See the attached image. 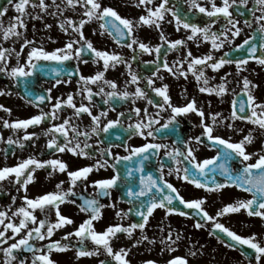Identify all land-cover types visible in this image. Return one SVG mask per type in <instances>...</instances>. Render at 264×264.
Listing matches in <instances>:
<instances>
[{
  "label": "flooded vegetation",
  "instance_id": "1",
  "mask_svg": "<svg viewBox=\"0 0 264 264\" xmlns=\"http://www.w3.org/2000/svg\"><path fill=\"white\" fill-rule=\"evenodd\" d=\"M15 2V0H13ZM35 3L39 4V0H34ZM45 4L48 5L46 10H41L39 7L33 8L30 5L26 8V12L23 16L25 28H18V31L22 33L20 37H11L8 40H4L2 34H0V45L4 48H15L16 51L20 50L24 39L34 40L35 43L28 47H25L23 53L20 56L19 63L24 64L27 53L31 47H43L46 51H53L57 48H62L65 43L70 39H77L78 36L73 32L72 28H69L68 32L65 33L60 28V22L65 18H72L74 21L82 18L83 9L78 5L75 9L65 8L64 0H44ZM104 5H110L116 9V11L125 18L131 19L134 22L139 19L141 15H146V9L135 6V0H101ZM253 2L254 0H248L246 6H239V11H234L233 15L240 21L239 27L242 29L239 36L235 37L231 42L226 41L224 46L218 50H212L214 58L219 59L228 53L233 60L239 58H247L251 53L248 52V48L255 44L257 46L256 55L264 56V41L261 40V34L258 31V24L253 22L251 27L244 24L245 20L253 21ZM160 3V0H154V6ZM200 3L210 8L208 0H200ZM216 4L220 5L221 0H216ZM55 5H60L63 11L58 10ZM169 6L177 10L183 18L189 20L191 23L204 26L209 23V18L198 10L190 9L189 5L184 0H169ZM7 7L8 12L0 19L3 24L7 26L12 22L13 17L18 15L16 10L11 4H8V0H0V8ZM236 6H234L235 8ZM55 13V14H54ZM259 11L255 12V16H259ZM101 21L93 19L86 23L83 28L85 37L91 40L94 47L100 50H107L110 53H118L123 57V60L131 64V70L140 76L138 81L139 87L144 89L150 97H155L149 88L146 87V78L152 77L154 81V87H160L164 84L168 85V94L171 97L172 104L176 106L185 105L188 101L195 98L198 108H202L205 113V122L211 123L209 119L210 114L219 112L222 115V111L213 104L212 93H201L199 88L203 86L202 81L197 82L193 74L189 71L187 77L183 75L174 76L171 72L163 67H160L159 73L153 76V72L156 71L157 54L153 50L152 52H141L137 45H133L136 49H129L126 44L130 42L128 37H125L120 44H118L108 33L101 34L100 29ZM225 24L223 19L218 20L212 25V31H219ZM50 25V27H46ZM163 31L168 40L185 39L186 44L180 46L178 49L168 50V45H165L161 49L160 61L163 63V58L166 56L167 63L176 70L173 62L184 60V57L188 50H191L193 56H202L207 54L211 50L210 41H202L199 35L192 40H188L187 37L190 34L189 30H185L181 27L179 30L175 27V20L172 15L166 14L164 20L160 24V28L155 25L149 26L146 24H140L134 29L133 35L140 41L149 44L153 47L161 44L160 32ZM252 37L249 41V45H245L242 49L235 48V45L241 44L245 39ZM78 45H74L77 47ZM135 56V59L132 57ZM86 60L87 63L83 61ZM41 65L46 67L41 70L37 68L34 74L27 78L28 84L27 89L25 88V78H20V82L17 83V79L8 76L4 72H0V89L5 91L4 95H0V104H3L6 108L11 109V113H7L4 110H0V133L3 135V141H0V168L15 166L23 159H27L30 156H34L40 160L49 159H60L68 164V170H76L85 166L94 165L98 160H107L108 166L101 167L99 170L94 169L87 177L86 180L77 181L73 187L67 172L54 171L52 176L48 173L52 171L51 166H45V168L37 169L34 173L35 179L27 186V193L21 189L19 192L17 188L20 186L14 183V174L4 181H0V210H4L7 206L11 205V210L8 211V217H10L14 223H19L20 216H12V213L23 204L22 197L27 194L29 198H35L39 195H43L48 192L58 191L56 185L63 181L61 188L67 191L69 187H73V192L69 194L68 200H74L75 203L64 202L60 205V211L62 215L68 216L72 219L73 223L65 225L59 229H54V234L51 238L45 240L30 241L35 243L37 248H42L44 252H47V248L44 247L50 241H60L61 244L68 243L70 245H77V238L73 235L67 240L63 237L66 233L74 232L78 226L89 217L88 212L81 211L79 205L83 204L84 199H97L101 204L109 205L113 202L116 203L117 209H124L127 211L129 208H133V212L125 217L123 220L116 217V209L105 207L102 209L103 216L99 221H94L95 228L97 231H103L109 224H123L128 226L134 222H140L141 218L135 214V206L138 203L137 198H129L126 195V187L123 183L119 187L111 190L110 196H99L97 195L98 186H94L93 182L99 179L110 178L115 174L118 169L122 176L124 175L127 168L133 169V177L131 178V186L134 190H139V176L140 173L136 171L139 164V157H133L129 161H120L117 164V169L111 167L112 163H115L114 157L127 156L132 148L140 147L145 143H159L167 144L170 146H181L179 141L187 140L190 137H195L201 134L202 127L200 124L201 118L195 112L188 114L177 115L176 121L173 125L168 128H161L160 126L166 124L168 118L172 115L171 110L165 106L163 110L157 109L152 105H148L147 101L143 98L136 99L135 103L132 102L130 97L127 100H121L115 98L108 104L104 103L106 99L103 95H95L103 87L105 92L111 91L112 89L104 85L101 82L95 84L89 82L88 87L93 90V99L88 101L86 99L87 93L81 94L82 82L78 83L80 76H91L98 71H103V61L99 63H93L92 54L85 52L80 61L76 59H70L68 61L60 62H49L40 61ZM17 65V58L13 53L8 62L9 70L11 67ZM60 67L62 69L60 74L52 71L53 68ZM188 63L184 61L183 69L187 70ZM205 76L209 80L208 86H215L221 83V78L226 73L230 74L227 76V88L228 91L223 95V101L225 104V111L231 113L232 102L235 99L237 103L247 101V93L242 91L243 78L247 77L252 84L256 85L252 88L249 85L252 94L256 98L257 103L264 102V65L258 64L255 60H249L248 63L243 67V70L237 72L236 65L226 64L219 70H213L210 67L204 69ZM162 76L161 80L159 77ZM61 82L56 83L57 80ZM104 79L113 80L118 85V90L122 91L127 88L129 92H135L136 84L128 83L126 81L131 79L129 75L128 67L125 63H118L115 67H109L105 72ZM69 81V82H65ZM48 89H51V99L45 100L39 103V107L36 104L28 103V99L34 98L35 95H48ZM8 92L11 95L7 94ZM32 93L31 97H27V93ZM72 94L73 102L79 107L81 103L88 105L94 115L99 114L102 110L107 112V116L101 117V127L108 122V120L117 119L120 112H124L125 117L121 118L122 123L115 128L111 129L108 133H101L100 135L92 134L88 139L87 143L92 147L87 149L90 153L89 156L73 155L69 151L63 153L57 152L54 149H48L46 147L47 142L52 139V135H44V131L51 127L52 124H60L66 118H71V123L77 125L81 132L90 131L92 125L91 118L87 114H81L79 117L73 115L74 110L68 105H62L60 110H57V119L48 120L45 119L39 125H30L26 130H14L11 128L3 127V120L9 122L17 119H28L34 115L43 112H50L52 106L57 102V99L65 100L67 96ZM160 99L159 97H155ZM139 107L140 109L148 108V112L152 115H156L158 123L154 124L153 127L160 129L152 137H142L139 134L129 136L127 125L129 123H135L139 118L144 116L143 111L140 113V117H137L134 113L130 112L131 109ZM247 110V109H246ZM219 119V118H218ZM227 123H233L234 128L229 129L225 125ZM214 128V134L220 135L224 138H230L232 142H238L248 132L255 129L253 132L254 140L251 144L246 145V151L249 153H261L264 154V130H261L258 126L253 125L250 122L241 121L239 119L232 121L230 118L225 121V124H218ZM243 129V131H239ZM27 133H35L36 135L27 141H23V137ZM11 136L14 140L19 139L23 142L24 146L20 147L17 144L9 145L6 143L8 137ZM72 136V133H69ZM79 141L81 147L85 142V137L80 136ZM206 141V137H202ZM98 141H104V143H98ZM59 142L63 143V138H59ZM76 140H73V144ZM193 148L195 149V155L198 161H202L206 158H211L216 155L217 149L211 148L205 145H199L193 142ZM102 148H110L111 154L102 156L99 152ZM169 149H159L156 153H147L149 156L148 160L145 161V175L151 172L154 176H160V165L163 164V179L173 184L185 199H195L206 197V203L203 205L205 209L212 215L224 205L229 203H235L239 199H250L251 193L245 192L238 189L235 186H228L219 192L212 191L208 192L205 189L197 188L190 182L178 179L175 172L169 174V170L178 167L176 162L170 157L166 156L165 151ZM258 157L253 155L251 163H255ZM183 160V157H180ZM185 163H187L185 161ZM190 166V165H189ZM231 166L234 169L241 167L238 160L231 162ZM183 167V165H180ZM211 175V173L209 174ZM223 177H220L217 173V180L223 182ZM163 183V181H160ZM159 195V193H157ZM12 197H16L15 203L12 202ZM133 199V203L129 204L128 200ZM139 200L146 199L144 197L138 198ZM183 207V206H181ZM192 215L185 217L179 214L173 213L171 215H165V210L157 208L153 215L149 218V223L146 226L144 232L149 237V240L132 247L133 243L140 239L141 232L139 229L135 230L129 238L125 233H119L118 239L112 240V246L114 250H118L121 247L131 248L127 259L130 260L131 264H144L145 261L152 260L155 264H167V262L174 257H184L188 260V264H249L251 260L252 264H255V252L249 246H241L244 251L248 253V259L241 254V247L237 249H230L225 244L221 243L216 239L215 236L209 235L211 229V222L205 227L194 228L193 225L198 217L195 216V210L185 209ZM34 215L37 217L35 224L29 222V227L38 226V222L45 218V213L40 209L34 211ZM50 222H55L57 217L55 210L50 209L47 213ZM221 223H224L226 227L235 231L241 236H251L253 233L256 234L257 240L264 244V219L256 216H249L246 210H241L238 213H228L223 217L219 218ZM7 223V219L5 220ZM167 226V227H166ZM170 226V227H169ZM163 228V231L160 229ZM0 230H3V225H0ZM26 229L22 230L14 239L9 240L7 244L14 243L17 239L26 233ZM42 231H46L42 229ZM169 231L173 232V239L175 234L179 233L181 239L176 242L173 247L175 251H168L166 246L160 241L166 237ZM6 235H12L11 230ZM156 242L150 243V240ZM206 240V241H205ZM86 247L91 249L94 244L88 239L84 241ZM7 244L0 245V248L7 247ZM197 250L195 257L189 255V249ZM163 249V251H162ZM14 254L17 255V260L13 261L12 264H19L20 258H27V264H31L32 253L27 249L14 250ZM103 253L100 256H84L79 259L76 258V247H71L67 251H56L53 250L51 253V259L56 264H98L100 259H104ZM0 264H4V253L0 251ZM112 264H116L115 261ZM260 264H264V257L261 258Z\"/></svg>",
  "mask_w": 264,
  "mask_h": 264
},
{
  "label": "snow or ice",
  "instance_id": "2",
  "mask_svg": "<svg viewBox=\"0 0 264 264\" xmlns=\"http://www.w3.org/2000/svg\"><path fill=\"white\" fill-rule=\"evenodd\" d=\"M185 3L189 5L190 9L198 10L199 13L205 14L209 18V23L204 26H200L195 23H191L189 20L182 17V15L174 10L173 7L169 6V0H160V3L154 6V0H135V6H143L146 9V15H141L135 22L131 19L122 17L115 8L110 5H104L101 0H64L65 8L75 9L78 5L83 9L82 18L73 20L72 18H65L60 22V28L67 33L69 28H72L78 36L77 39L68 40L62 48H57L53 51H46L43 47H31L30 51L27 53L26 60L24 64L19 63V59L25 47L33 45L34 40L24 39L23 44L19 51L15 48H4L0 45V72L6 73L8 76L16 78L17 83L20 82V78H25V88L27 89V78L32 76L37 68L43 70L45 65H41L40 61L49 62H64L70 59H76L80 61L85 52L92 54L93 63H99L103 61V71H98L91 76H80L78 83L82 82L81 94L87 93L86 99L92 101L93 90L88 87L89 82L95 84L101 82L104 85L109 86L112 90L105 92L104 88L101 87L100 91L95 93V95H103L106 97L104 100L105 104L115 98H120L121 100H127L130 97L132 102L135 103L136 99H145L148 105H152L157 109L163 110L167 106L172 115L168 118L166 124L161 125V128H168L173 125L176 121L177 115L188 114L190 112H195L200 116L202 132L200 135L195 137H190L187 140L179 141L181 146H170L167 144L159 143H145L140 147H135L130 149L129 155L127 156H115L113 159L115 163L111 164L113 169H117V164L120 161H129L133 157H139L138 168L136 171L140 173L139 176V190H134L131 186V178L133 177V169L127 168L124 175L117 169L115 174L110 178L99 179L93 182L94 186H98L97 195L99 196H110L111 190L113 188L119 187L123 183L126 187V195L129 198H137L138 203L135 206V214L141 218L140 222H134L128 226L123 224H109L103 231H97L95 228L94 221H99L103 212L102 209L105 207H110L116 209L115 215L117 218L123 220L129 214L133 212V208L127 209H117L115 202L104 205L101 204L97 199H84L83 204L79 205V209L84 212L89 213V217L85 219L79 226L74 230V232L66 233L63 237L67 240L71 236L77 238V245H70L68 243L61 244L60 241H50L44 247L47 248V252H44L42 248H37L35 243H30V241L35 240H45L46 238H51L54 234V229H59L65 225L72 224L73 221L70 217L62 215L60 211V205L64 202L75 203L74 200H68L69 194L73 192V187L76 185L77 181L86 180L88 175L94 170H99L101 167H107L108 161L98 160L94 165L85 166L78 168L76 170H68V164L60 159H49L40 160L34 156H30L27 159L21 160L15 166L0 168V181L8 179L14 174V183L18 184L20 187L17 188L19 192L21 189L27 193V186L35 179L34 173L37 169L45 168V166H51L52 171L48 173L52 176L53 172L58 170L59 172H67L70 179L71 185L67 191L62 190L61 186L64 183L61 181L56 185L58 191L48 192L43 195H39L35 198H29L27 194L22 197L23 204L18 207L12 216H20L21 219L19 223H14L13 220L8 217V211L11 210V205L7 206L4 210H0V225H3V230H0V245H5L9 240L14 239L22 230H27L26 233L17 239L14 243L7 244V247L0 248V251L4 253V264H12L13 261L17 260V255L14 254V250L27 249L32 253L31 264H56L54 260L51 259V253L53 250L56 251H67L71 247H76V258L88 256H100L102 253L104 259H100L98 264H112L113 261L116 264H131L130 260L127 259L131 248L121 247L118 250H114L112 246V240L118 239L119 233H125L129 238H131L133 232L137 229L140 230V239H137L132 247L149 240V237L145 234L144 230L149 223V218L153 215L157 208L165 210V215H171L173 213L179 214L181 216L188 217L192 215L189 211L185 209L195 210V216L198 217L194 223V228L205 227L208 222H211V229L209 235L215 236L218 241L225 244L230 249H237L238 247L247 245L255 252V264H260L261 258L264 257V244H261L253 233L251 236L245 237L237 234L235 231L226 227L224 223H221L219 218L223 217L228 213H238L242 209L246 210L249 216H256L264 219V154L261 153H249L246 151V145H249L254 140L252 129L238 142H232L230 138H224L220 135L214 134V128L218 124H225V121L229 118L232 121L237 119L245 122H250L255 126H258L261 130H264V102L257 103L255 96L252 94L249 85L255 88L256 85L252 84L247 77L243 78V88L242 91L247 93V101L239 102L234 99L232 102V109L230 117H222L221 113L216 112L210 114L209 119L211 123L205 122V113L202 108H198L195 98L188 101L185 105L176 106L172 104L171 97L168 94V85L164 84L160 87H154V81L152 77L146 78V87L149 88L155 97H150L148 93L139 87L138 81L141 79L135 72L131 70V64L124 61L123 57L118 53H110L107 50H100L94 47L91 40H88L83 32L84 25L93 19L101 21L100 29L101 34L108 33L112 35L113 39L120 44L125 37H128L130 42L126 44L129 49L133 48V45H137L141 52H152L153 50L157 54V64L156 71L153 72V76L159 73L160 67L167 69L174 76L183 75L187 77L189 71L193 74L197 82H201L203 86L199 88L201 93H216L217 95L223 96L227 91V76L221 78V83L215 86H208L209 80L205 76L204 69L210 67L213 70H219L226 64H235L237 72L243 70V67L248 63L249 60H255L258 64L264 65V56L256 55L257 46L252 44L248 48V52L251 53L247 58L231 59L226 58L229 56L225 53L219 59L214 58L212 50H218L224 46L226 41L231 42L235 37L239 36L242 29L239 27L240 21L236 19L233 15L234 11H239V6L248 4V0H221V4L217 5L216 0H208L210 8L200 3V0H184ZM8 4H11L18 15L13 17L12 22L7 26L3 24L2 19H0V34L4 40H8L11 37H20L22 33L18 31V28H25L23 16L26 12V8L30 5L33 8L39 7L41 10H46L48 5L45 4L44 0H39V4L35 3L34 0H8ZM55 4V0H53ZM234 6H236L234 8ZM55 7L60 10V5H55ZM259 11L261 14L255 16V12ZM8 12L7 7L0 8V18H2ZM171 14L175 20V27L179 30L183 27L185 30H189L190 34L187 39L192 40L200 36L202 41H210L211 50L202 56H193L191 50H188L184 60L174 61L173 64L176 66V70L170 67L167 63L166 56L163 58V63L160 61L161 49L168 45V50L178 49L180 46L186 44L185 39L168 40L163 31L160 32L161 44L151 47L149 44L138 40L134 35V29L140 24H146L149 26L155 25L160 28L161 22L164 20L166 14ZM55 14V13H54ZM223 19L225 24L219 31H212V25L218 20ZM255 22L258 24V31L261 34V40L264 41V0H254L253 2V21L245 20L244 24L251 27V24ZM50 27V25H46ZM253 39L249 37L245 39L241 44L235 45V48L242 49L245 45H249V41ZM74 45H78L74 47ZM264 47V45H262ZM15 54L17 58V65L11 67L9 70L8 62L12 54ZM136 57L133 56L132 59ZM187 61V70L183 69V63ZM87 63L86 60L83 61ZM125 63L129 70V75L131 79L126 81L128 83L136 84L135 92L127 91L125 87L124 90H118V85L113 80L104 79L105 72L108 68L115 67L118 63ZM57 74H60L62 69L60 67H55L52 69ZM161 80L162 76L159 77ZM61 81L58 79L56 81L59 84ZM69 82V81H65ZM48 95H35L34 98L28 99V103L36 104L39 107V103L45 100L51 99V89H48ZM5 91L0 89V95H4ZM7 94L11 95L10 92ZM32 93L28 92L27 97H31ZM62 105L70 106L74 112L73 115L79 117L82 113L87 114L92 121L90 131L81 132L77 125L71 123V118H66L60 124H52L51 127L44 131V135H52V139L47 142L46 147L48 149H54L57 152H65L66 150L73 155L89 156L90 153L87 149L92 146L86 141L92 135H100L103 133H108L111 129L122 123L123 117H125L124 112H120L117 119L108 120L106 124L101 127V117L107 116L106 111H101L99 114L94 115L91 108L88 105L81 103L79 107L73 102L72 94L67 96V99L61 100L57 99V102L52 106L50 112L41 111L40 114L34 115L28 119H17L15 121L9 122L8 120H3V127L11 128L14 130L27 129L30 125H39L45 119L55 120L57 119V110H60ZM247 109V110H246ZM0 110H4L7 113H11V109L6 108L3 104H0ZM143 111L144 116L139 118L135 123H129L127 125L128 135L139 134L142 137H152L160 129L154 128L153 125L158 123L156 115H152L148 112V108L145 107L143 110L139 107L131 109L130 112L134 113L137 117H140V113ZM219 118V119H218ZM229 129H233V123H227L225 125ZM243 131V129H239ZM72 136H69V133ZM36 134L27 133L23 137V141L32 139ZM84 136L85 142L83 147L79 141V137ZM63 138V143L59 142V138ZM206 137V141L202 139ZM76 143L73 144V140ZM0 141H3V135L0 133ZM193 142L199 145L209 146L211 148L217 149L216 155L211 158H206L202 161H198L195 155V149L193 148ZM6 143L9 145L17 144L23 147L24 144L21 140H14L11 136L8 137ZM98 143H104V141H98ZM170 151H165V155L173 159L178 167L169 170V174L175 172L178 179L190 182L197 188L205 189L208 192L224 189L228 186H235L245 192L251 193L250 199H239L235 203H229L221 207L215 215L210 214L203 205L206 203V197L195 198V199H185L179 192V190L170 182L163 179V167L160 165V176H154L151 172L145 175V161L148 160L149 156L147 153H156L159 149H169ZM102 156L110 155V148H102L99 150ZM253 155L258 158L255 163L249 161L252 160ZM183 157V160L180 159ZM238 160L241 167L234 169L231 166V162ZM185 161L187 163H185ZM183 165V167H180ZM190 165V166H189ZM211 173V175H209ZM217 173L220 177H223V182L217 180ZM160 181H163L161 183ZM159 193V195H157ZM144 197L146 199L139 200L138 198ZM16 197H12L13 204L15 203ZM129 204L133 203V199L128 200ZM183 206V207H181ZM40 209L45 213V218L39 220L38 226L29 227V222L33 224L36 223L37 217L34 215V211ZM54 209L57 220L55 222H50L47 216L48 210ZM7 219V223L5 220ZM170 227V226H169ZM46 231H42L45 229ZM11 230L12 235H6ZM163 231V228L160 229ZM90 239L94 246L88 249L84 243L85 240ZM181 239L179 233L175 234V239H173V232L169 231L168 235L164 237L160 243L164 244L168 251H175L173 245ZM150 243H155L156 241L150 240ZM163 251V249H162ZM241 254L248 259V253L241 247ZM189 255L195 257L197 255V250L189 249ZM19 264H27V258H20ZM144 264H155V261L148 260ZM167 264H188V260L184 257H174L169 260ZM249 264H252L249 260Z\"/></svg>",
  "mask_w": 264,
  "mask_h": 264
},
{
  "label": "rangeland",
  "instance_id": "3",
  "mask_svg": "<svg viewBox=\"0 0 264 264\" xmlns=\"http://www.w3.org/2000/svg\"><path fill=\"white\" fill-rule=\"evenodd\" d=\"M212 94H213V96H212L213 104L222 111V117H230L229 112L225 111L226 108H225V104L223 101V96L217 95L216 93H212ZM215 128H217V127H215Z\"/></svg>",
  "mask_w": 264,
  "mask_h": 264
}]
</instances>
